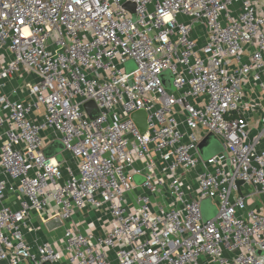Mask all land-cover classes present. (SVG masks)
<instances>
[{
  "label": "built area",
  "instance_id": "1",
  "mask_svg": "<svg viewBox=\"0 0 264 264\" xmlns=\"http://www.w3.org/2000/svg\"><path fill=\"white\" fill-rule=\"evenodd\" d=\"M263 100L264 0H0V264H264Z\"/></svg>",
  "mask_w": 264,
  "mask_h": 264
},
{
  "label": "water",
  "instance_id": "2",
  "mask_svg": "<svg viewBox=\"0 0 264 264\" xmlns=\"http://www.w3.org/2000/svg\"><path fill=\"white\" fill-rule=\"evenodd\" d=\"M126 8H130L133 11L134 5L132 3L126 2L123 5ZM162 80H163V84L166 88H171V83L169 81V73H163L162 74ZM166 78H168L166 80ZM262 104L264 105V100L262 101ZM94 106V103L92 101H87L84 103L83 107L87 110V112H90V109ZM90 114V113H89ZM145 112L143 110H138L135 111L131 114V119L134 121V123L136 124V126L138 127V129L142 132L145 130ZM212 143V147H210V152L208 153V155L205 153L204 149ZM199 148V152L201 153V155L204 158H207L211 155H214L218 152H223V148L222 146L219 144V142L216 140V138L212 135V134H207L199 143L198 145ZM64 149L63 145L61 144V142L59 140H54L51 143H49L44 149H43V153L47 156L50 157L53 154H56V157L58 160H61V155L59 154L60 151H62ZM207 155V156H206ZM242 183V181H237V185H240ZM208 201V200H205ZM203 203V202H202ZM203 207V205H202ZM44 264H49L48 262H45Z\"/></svg>",
  "mask_w": 264,
  "mask_h": 264
},
{
  "label": "crops",
  "instance_id": "3",
  "mask_svg": "<svg viewBox=\"0 0 264 264\" xmlns=\"http://www.w3.org/2000/svg\"><path fill=\"white\" fill-rule=\"evenodd\" d=\"M202 205H203V209H205L207 207H211V203L209 201H203ZM85 215H86V219H85L86 222H89L91 224L97 223V221H98V214L97 213H94L93 211H86ZM97 228H99L98 225L95 226V229H97Z\"/></svg>",
  "mask_w": 264,
  "mask_h": 264
},
{
  "label": "rangeland",
  "instance_id": "4",
  "mask_svg": "<svg viewBox=\"0 0 264 264\" xmlns=\"http://www.w3.org/2000/svg\"><path fill=\"white\" fill-rule=\"evenodd\" d=\"M135 67V65H134V63L133 62H128L126 65H125V69L127 70V71H129V70H132L133 68ZM212 145V143L211 144H209L205 149H204V151H205V153L208 155V153L210 152V147H212L211 146ZM210 148V149H209ZM206 155V156H207ZM210 208V211L213 213L214 211H215V207L213 206V205H211V207H209ZM210 216V215H209Z\"/></svg>",
  "mask_w": 264,
  "mask_h": 264
}]
</instances>
